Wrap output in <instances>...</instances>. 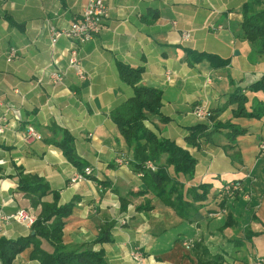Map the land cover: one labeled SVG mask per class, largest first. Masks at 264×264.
<instances>
[{
    "label": "crops",
    "instance_id": "crops-1",
    "mask_svg": "<svg viewBox=\"0 0 264 264\" xmlns=\"http://www.w3.org/2000/svg\"><path fill=\"white\" fill-rule=\"evenodd\" d=\"M90 1L0 0V119L7 121L0 135V238L31 234L5 217L20 209L35 217L40 213L18 189L22 177L37 176L59 193L60 205L76 199L65 220L64 244L92 245L104 252L107 264H135L130 258L135 246L144 253V264H197L193 248L199 242L212 255H221L223 264L264 259V158L259 150L264 120L235 118L238 105L228 104L235 89L231 80L246 91L264 75V56L242 30L248 0H103L110 10L103 31L76 47L87 74L81 80L69 67L75 44L66 37L54 40L51 29L67 30ZM184 33L190 34L188 41ZM12 48L16 57L9 62ZM187 52L214 55L228 65L215 69L207 61L194 63ZM119 63L143 68L142 85L162 92L160 115L149 114L146 126L197 160L194 176L183 184L211 186L209 199L185 210L186 218L152 194L131 198L122 211L120 198L144 190V184L110 117L133 96L119 76ZM57 70L64 75L62 84L51 80ZM256 97L264 102L263 93ZM200 104L210 108L215 123H231L247 134L230 141V131L219 128L198 147H189L188 128L204 123L192 114ZM29 126L41 140H29ZM54 126L73 136L81 167L92 169L86 180L72 184L82 172L47 143L59 137ZM237 181L243 190L227 202V213L210 215L223 210L220 190ZM146 202L152 209L140 210ZM107 225H113V241L94 244ZM32 252V246L25 249L13 264H40L31 259Z\"/></svg>",
    "mask_w": 264,
    "mask_h": 264
},
{
    "label": "trees",
    "instance_id": "trees-1",
    "mask_svg": "<svg viewBox=\"0 0 264 264\" xmlns=\"http://www.w3.org/2000/svg\"><path fill=\"white\" fill-rule=\"evenodd\" d=\"M242 14L243 34L248 42L257 45V53L263 56L264 0H248L242 7ZM187 54L192 56L194 63L207 61L215 69L228 65L227 61L214 55L192 52ZM118 72L121 80L132 87L133 96L112 110L110 117L132 153L136 172L143 174L144 184V190L130 192L120 198L122 211L127 209L130 198L152 194L155 199L174 209L179 216L186 218L185 210L209 199L211 186L201 184L197 187H186L183 180L194 176L197 160L189 151L179 147L175 141L159 137L155 131L146 126L149 114L160 115L162 92L142 85L144 69L119 63ZM230 82L235 89L230 95L228 104L238 105L233 112L234 117L264 120V102L256 97L259 93L264 94V75L248 86L246 91L234 84L232 80ZM212 121L216 122V117H213ZM219 128L230 131L228 135L230 141H235L248 132L231 123L211 125L205 122L188 128L189 135L186 141L189 146L198 147L199 140L209 139ZM52 130L61 138L56 137L48 140L47 143L60 148L65 157L79 168L80 172H83L84 168L81 167L80 160L75 154L73 136L55 126ZM147 162L153 163L157 167L156 171L146 169ZM18 185L19 191L31 201L32 208L40 207L41 210L36 215L31 234L27 238L18 240L0 238V259L4 264H13L17 255L31 246L33 247L31 259L40 264H107L102 250L95 251L92 245L71 246L63 242L65 220L72 215L76 199L69 204L60 205L59 193L52 191L48 184L37 176H24L19 180ZM48 196L52 197L51 201H43ZM226 205V200L222 199L218 202L220 209ZM151 209L150 203L140 208L143 211ZM211 211L209 212L212 213ZM113 225L102 227L94 244L111 243ZM224 227L225 225L223 229ZM193 251L197 264L224 263L221 255H212L202 242L196 243Z\"/></svg>",
    "mask_w": 264,
    "mask_h": 264
},
{
    "label": "built area",
    "instance_id": "built-area-1",
    "mask_svg": "<svg viewBox=\"0 0 264 264\" xmlns=\"http://www.w3.org/2000/svg\"><path fill=\"white\" fill-rule=\"evenodd\" d=\"M109 16V7L103 0H91L88 5L84 8L81 15L71 23L70 27L67 30L56 31L54 29H51V33L54 40L60 37H66L75 44V47L70 52L71 55L69 58V67L74 70L76 76L81 80H85L87 78V74L78 58L76 47L79 44H85L94 40L99 34H101L105 27V23L109 19ZM189 38V33L183 34V39L185 41H188ZM15 57L16 50L12 48L9 50L8 61L11 62ZM50 77L54 84H62L64 81V75L61 74L58 70L56 72H53ZM194 112L195 115L199 118H206L210 113V109L206 105H198L195 108ZM6 125V118H1L0 135H3L5 133L7 128ZM27 137L29 138V140L42 139L41 134L32 126H29L27 128ZM260 146L262 152L264 153V144L261 143ZM119 162L122 163L123 160L121 159ZM147 168L151 169L152 171H156L157 169L151 163H147ZM91 175L92 169L85 168L82 173L75 174L74 178L71 180V183L77 184L82 180H86ZM240 183L241 182L239 181L228 183L220 190V193L227 197H233L234 191H232L231 189H234L235 185L237 184L236 190L240 191L242 189ZM225 212V210H222L221 212L212 213L210 215L221 216ZM5 219L7 221H15L16 223L21 224L30 229L36 221V217L26 209H20L15 214L5 217ZM189 243L190 242L184 243V245L189 246ZM130 258L135 264H144L145 255L139 247L135 246L130 252ZM255 264H264V259H257L255 261Z\"/></svg>",
    "mask_w": 264,
    "mask_h": 264
},
{
    "label": "rangeland",
    "instance_id": "rangeland-1",
    "mask_svg": "<svg viewBox=\"0 0 264 264\" xmlns=\"http://www.w3.org/2000/svg\"><path fill=\"white\" fill-rule=\"evenodd\" d=\"M258 54V53H257ZM259 55V54H258ZM245 56V55H244ZM264 56V55H263ZM238 61H239V59H238ZM200 105H206V104H200ZM198 106V105H197ZM197 106H195L194 107V110H195V108L197 107ZM209 108V107H208ZM210 109V108H209ZM194 110H193V116L196 118V120H198V121H201V122H207V123H209V124H214V122L212 121L213 120V117H215L214 115H213V112H211V110H210V113H209V115L206 117V118H199L198 116H196L195 115V112H194ZM201 140H203V139H201ZM201 140H199V141H201ZM199 141H198V144H199ZM260 143H263L264 144V141H262V142H260ZM188 144V143H187ZM261 144H259V150H260V153L262 154V157L264 158V153L262 152V149H261V146H260ZM189 147H192V146H189ZM147 163H151V162H147ZM147 163H146V169H148L147 168ZM154 167H156L153 163H151ZM157 168V167H156ZM148 170H151V169H148ZM240 185H241V187L243 186L242 185V183H240ZM263 186H264V183L262 184ZM236 187H237V184L235 185V188L234 189H231L232 191H234V195H233V197H227V196H225V195H222L221 194V196L224 198V200H226V202H228L229 200H234L237 196H238V193H240L242 190H243V187H242V189L240 190V191H237L236 190ZM237 191V192H236ZM139 197H143V196H136V197H134V198H139ZM130 200V202H131V198L129 199ZM147 204H148V202H146ZM28 210V209H27ZM222 210V209H221ZM223 210H225L226 212L225 213H223L222 214V216L223 215H225L226 213H227V211H228V209H227V207H224L223 208ZM30 211V210H29Z\"/></svg>",
    "mask_w": 264,
    "mask_h": 264
},
{
    "label": "water",
    "instance_id": "water-1",
    "mask_svg": "<svg viewBox=\"0 0 264 264\" xmlns=\"http://www.w3.org/2000/svg\"><path fill=\"white\" fill-rule=\"evenodd\" d=\"M237 55V54H236ZM33 234H34V232H33Z\"/></svg>",
    "mask_w": 264,
    "mask_h": 264
}]
</instances>
